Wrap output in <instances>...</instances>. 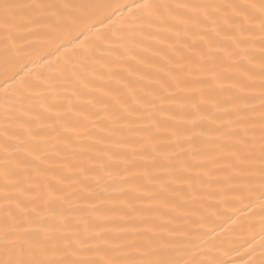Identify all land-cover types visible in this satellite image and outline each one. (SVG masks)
Returning a JSON list of instances; mask_svg holds the SVG:
<instances>
[{"label": "snow or ice", "instance_id": "snow-or-ice-1", "mask_svg": "<svg viewBox=\"0 0 264 264\" xmlns=\"http://www.w3.org/2000/svg\"><path fill=\"white\" fill-rule=\"evenodd\" d=\"M0 264H264V0H0Z\"/></svg>", "mask_w": 264, "mask_h": 264}]
</instances>
